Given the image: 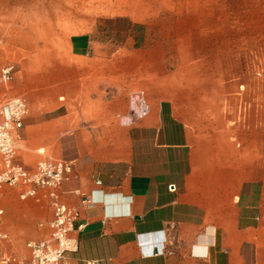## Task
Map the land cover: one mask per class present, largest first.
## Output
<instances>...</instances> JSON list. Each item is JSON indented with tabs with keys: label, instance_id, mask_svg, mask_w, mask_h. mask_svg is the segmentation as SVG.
Masks as SVG:
<instances>
[{
	"label": "crops",
	"instance_id": "crops-1",
	"mask_svg": "<svg viewBox=\"0 0 264 264\" xmlns=\"http://www.w3.org/2000/svg\"><path fill=\"white\" fill-rule=\"evenodd\" d=\"M74 36L69 57L82 63L77 81L61 88L62 101L50 116H36L15 136L30 154L27 165L73 162L57 191L61 202L78 211L71 264H264L260 171L250 169L247 177L225 130L198 129L212 121L184 119L165 97L149 95L148 112L129 120L131 93L111 85L116 62L130 59L87 53ZM215 98L207 99L218 107ZM82 196L93 205L83 206ZM32 205H48L46 221L51 218L42 191ZM20 222L34 228L37 239L47 236L46 222ZM20 222L5 211L3 240L24 236Z\"/></svg>",
	"mask_w": 264,
	"mask_h": 264
},
{
	"label": "rangeland",
	"instance_id": "rangeland-1",
	"mask_svg": "<svg viewBox=\"0 0 264 264\" xmlns=\"http://www.w3.org/2000/svg\"><path fill=\"white\" fill-rule=\"evenodd\" d=\"M164 1L0 0V70L13 67L12 79L0 80V97L25 98L23 127L36 116H50L62 101L61 88L76 82L82 70L69 57L78 35L87 53L131 60L116 62L111 85L131 93L129 107L142 93L147 102L149 95L167 98L184 119L212 121L197 128L225 130L246 175L256 168L264 182V0ZM214 96L218 107L209 103ZM15 139L17 159L32 163ZM32 204L33 198L19 199L12 187L0 197L3 214L9 208L19 222H46L48 205ZM20 223L24 236L0 240L6 241L1 255L25 256L26 242L38 240L34 228Z\"/></svg>",
	"mask_w": 264,
	"mask_h": 264
},
{
	"label": "built area",
	"instance_id": "built-area-1",
	"mask_svg": "<svg viewBox=\"0 0 264 264\" xmlns=\"http://www.w3.org/2000/svg\"><path fill=\"white\" fill-rule=\"evenodd\" d=\"M13 77L12 65H5L0 70V80ZM142 94V93H141ZM141 94L131 98L129 120L144 116L149 104ZM28 105L24 97L16 95L0 97V197L7 187L17 189L21 200L34 198L40 191L47 197L52 207V216L46 221L48 233L45 238L26 242L28 253L25 256L1 255L3 264H71L70 254L78 249V240L72 234L76 227L78 211L61 202L58 188L73 170L72 161L40 160L34 165H27L17 159L14 137L28 114ZM94 201L82 196L81 204L91 207ZM3 209L0 208V223ZM6 233L0 229V240ZM88 264H95L89 261Z\"/></svg>",
	"mask_w": 264,
	"mask_h": 264
}]
</instances>
